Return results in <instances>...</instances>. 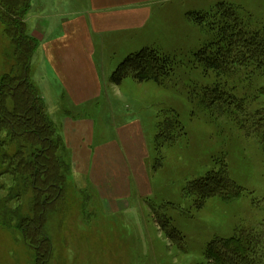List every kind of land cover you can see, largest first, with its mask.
I'll use <instances>...</instances> for the list:
<instances>
[{
	"label": "rangeland",
	"instance_id": "rangeland-1",
	"mask_svg": "<svg viewBox=\"0 0 264 264\" xmlns=\"http://www.w3.org/2000/svg\"><path fill=\"white\" fill-rule=\"evenodd\" d=\"M219 3L240 12L243 24L251 28H243L245 37L254 39L250 32H256L259 40L264 39V0H173L163 9L155 7L144 29L117 34L122 40L105 48L110 79L128 54L146 47L158 48L177 62L175 73L163 85L129 77L119 95L112 92L100 106L89 108L99 113L96 142L113 136L115 127L131 117L140 120L153 192L141 202L132 198L128 211L115 214L95 188L71 180L65 208L52 210L45 223L53 243L48 264H208L205 251L216 238H231L237 228L264 232V68L237 66L228 78L195 61V53L212 40L213 33L188 14L216 10ZM83 4L80 0L79 7ZM10 38L0 22V80L13 66V58L7 55ZM238 44L253 48L244 40ZM262 52L244 54L255 58ZM96 58L101 59L99 50ZM60 111L52 107L47 113L62 137L55 121ZM175 116L179 127L164 124ZM5 151L14 150L0 145V215L19 208L26 213L29 199L10 191L16 182L7 172ZM224 164L244 188L243 195L232 202L209 198L198 207L193 196L185 195L188 183L217 172ZM70 167L72 174L71 158ZM154 211L172 218L185 235L184 243L167 238ZM16 220L10 225L0 222V264H36L35 248L24 241ZM261 243L256 250L258 263L264 264V240Z\"/></svg>",
	"mask_w": 264,
	"mask_h": 264
},
{
	"label": "trees",
	"instance_id": "trees-1",
	"mask_svg": "<svg viewBox=\"0 0 264 264\" xmlns=\"http://www.w3.org/2000/svg\"><path fill=\"white\" fill-rule=\"evenodd\" d=\"M31 6L32 0H0V22L11 37L7 55L14 60L10 71L0 80V145L14 150L13 153H4V159L7 158L9 163L7 172L16 182L10 190L12 195L17 198L26 196L30 203L26 213L20 208L14 212H2L0 222L10 225L17 219L16 226L24 241L35 248L36 264H48L53 243L44 227L52 210L65 208L71 186V167L68 149L47 113L39 89L30 79L31 61L39 47V40L28 31L26 23ZM239 13L219 3L216 10L188 14L194 23L213 33L212 40L195 53V61L203 64L206 70L228 78L233 77L237 66L264 68V54L255 58L244 54L245 51L248 54L263 53L264 39L262 36L259 40L256 32H250L255 35L254 39L245 37L243 28H251L243 24ZM240 40L252 44L253 48L238 44ZM176 67L174 57L158 48L146 47L128 54L110 80L121 85L131 77L140 83L153 81L163 85L175 73ZM164 124L176 129L180 121L175 116ZM244 191L230 177L224 164L217 172L211 171L190 181L185 195L193 196L198 207H203L209 198L218 197L232 202L239 199ZM154 215L168 239L185 242V235L173 225L172 218L155 211ZM263 240L264 232L237 228L231 238H216L209 243L205 258L208 264H260L256 247L261 246Z\"/></svg>",
	"mask_w": 264,
	"mask_h": 264
},
{
	"label": "crops",
	"instance_id": "crops-1",
	"mask_svg": "<svg viewBox=\"0 0 264 264\" xmlns=\"http://www.w3.org/2000/svg\"><path fill=\"white\" fill-rule=\"evenodd\" d=\"M172 1L84 0L80 8V0H32L26 16L28 31L39 40L30 77L47 110L61 109L55 121L70 152L71 180L95 188L111 213L128 211L132 198L141 202L153 191L139 119L115 122L113 136L96 142L99 113L89 108L112 92L119 95L123 85L111 82V70L106 74L105 48L122 40L117 34L144 29L154 8Z\"/></svg>",
	"mask_w": 264,
	"mask_h": 264
}]
</instances>
